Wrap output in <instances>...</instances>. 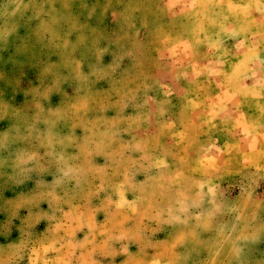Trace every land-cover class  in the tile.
Masks as SVG:
<instances>
[{
    "label": "rangeland",
    "instance_id": "1",
    "mask_svg": "<svg viewBox=\"0 0 264 264\" xmlns=\"http://www.w3.org/2000/svg\"><path fill=\"white\" fill-rule=\"evenodd\" d=\"M0 264H264V0H0Z\"/></svg>",
    "mask_w": 264,
    "mask_h": 264
},
{
    "label": "crops",
    "instance_id": "2",
    "mask_svg": "<svg viewBox=\"0 0 264 264\" xmlns=\"http://www.w3.org/2000/svg\"><path fill=\"white\" fill-rule=\"evenodd\" d=\"M161 161H162V160H161ZM160 167H163V168H161V170H164V169H165L164 167H166V166L163 165V166H160Z\"/></svg>",
    "mask_w": 264,
    "mask_h": 264
}]
</instances>
